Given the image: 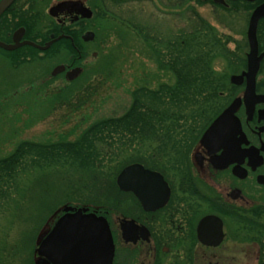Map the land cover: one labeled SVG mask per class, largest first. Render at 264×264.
<instances>
[{
	"label": "flooded vegetation",
	"instance_id": "flooded-vegetation-1",
	"mask_svg": "<svg viewBox=\"0 0 264 264\" xmlns=\"http://www.w3.org/2000/svg\"><path fill=\"white\" fill-rule=\"evenodd\" d=\"M223 1L229 5L230 0ZM42 2L44 0H14L0 17V31L4 32L6 19L30 12L32 7L38 10L41 17L31 27L35 41L27 37L30 28L25 26L6 31V37L0 40L12 43L13 33L19 28L24 29L22 40L39 45L48 42L52 35H64L59 40L69 41L71 47L64 48L68 58L51 67L48 75L44 73L37 81L30 78L28 83L44 85L58 76L73 82L83 71V43L86 42L82 36L90 31L83 26L90 20L71 9L84 3L82 0H49V6L52 3L65 5V10L53 17ZM263 2L239 0L242 10L248 11L247 25L252 11ZM87 6L94 16L92 7L88 3ZM42 19L48 21L45 29L41 27ZM263 26L264 18L257 26L258 53L264 54ZM42 34H46V40ZM247 43L240 48L244 64L240 55L237 71L228 75V86L218 92V99L212 103L214 110L195 117L199 124H194L195 118L190 117V127L144 128L142 140L137 143L138 159L129 160L126 155L120 158L114 154L109 158L106 204L83 205L88 208L87 213L104 217L108 223L113 243L109 264H264V98L244 99L245 78L238 85L230 82L232 75L246 72ZM51 46L46 50L20 46L14 51L20 50L26 56L19 58L13 54L10 63L35 56H30L28 48L44 53ZM263 60L255 82V94L262 96ZM58 67L60 71L54 72ZM224 67L220 64L216 70ZM75 68L79 69L78 75L68 79L67 74ZM235 101L238 105L232 117L212 127ZM132 164H139L142 170L126 176L123 185L128 186L130 179H137L140 197L118 183L121 171Z\"/></svg>",
	"mask_w": 264,
	"mask_h": 264
},
{
	"label": "trees",
	"instance_id": "trees-1",
	"mask_svg": "<svg viewBox=\"0 0 264 264\" xmlns=\"http://www.w3.org/2000/svg\"><path fill=\"white\" fill-rule=\"evenodd\" d=\"M154 1H86L94 11L90 20L100 17L111 18L115 24L120 22L140 45L135 49L139 56L152 61L155 69L145 68L143 62L139 68L132 65L135 68L131 80L133 87L127 88L130 101L122 114L92 122L74 141H20L7 155L0 157V211L6 213V207L11 206L7 203L11 193H22L20 184L26 181V184H29L33 178H29L32 173H36L37 177L40 172L46 169L55 170L57 166L62 170L70 166L74 170H82L96 178L98 184L107 185L109 158L114 154L120 158L127 156L129 160L138 159L140 150L137 143L142 140L144 128L156 125L190 127V117H201L207 111L214 110L212 103L218 99V92L228 86V75L237 71L236 65L241 61L240 55L229 50V39L219 35L197 12L193 3L200 4V0ZM149 5H153V10L147 12L146 7ZM117 7L119 10H116ZM222 7L227 11L243 9L239 0H230L227 7ZM161 14L173 15V26L166 27L161 22L158 23L157 18L162 16ZM40 17L38 10L33 7L30 12L14 14L11 19L5 20L4 32L0 31V39L5 38L7 32L18 26L29 27L30 33L27 37L33 39L34 32L31 27L36 25ZM45 35L44 40L47 39ZM58 44H62L63 48L71 47L69 41L63 39L54 43L51 48ZM28 49L30 56H33L36 50ZM19 51L5 53L17 54L19 58L26 56ZM126 61L103 73L94 74L89 68L87 71L83 70L86 75L88 70L90 71L89 76L85 78L96 76L97 82L101 83L96 82V85L112 83L119 86L123 78L122 65ZM218 63L224 64L225 67L216 70L215 65ZM90 88L91 85H87L78 93L93 94L95 87L91 88L92 90ZM73 96L70 93L57 95L50 101L52 105H65L75 98ZM196 121L195 118L194 124H199ZM106 166L108 170L104 175L103 169ZM28 175L30 176L26 177ZM25 254L24 246L16 252H10L7 243L0 241V264H9V257L14 259V256ZM27 257L29 258V255ZM19 262L23 263V259Z\"/></svg>",
	"mask_w": 264,
	"mask_h": 264
},
{
	"label": "rangeland",
	"instance_id": "rangeland-1",
	"mask_svg": "<svg viewBox=\"0 0 264 264\" xmlns=\"http://www.w3.org/2000/svg\"><path fill=\"white\" fill-rule=\"evenodd\" d=\"M48 2L49 0L42 2L46 9L53 4L49 6ZM193 4L197 12L217 30L219 35L229 39L228 49L241 55L244 64V55L240 53V48L246 46L244 33L248 11L246 13L242 9L227 11L222 6L214 5L210 0ZM152 6L146 7L147 12L153 10ZM174 18L171 14H164L158 16L157 21L163 26L171 27ZM40 21L41 24L44 21L41 27L45 29L48 21L46 19ZM83 27L94 33L92 41L83 43L85 54L82 60L83 70L87 71L89 68L94 74L103 73L127 60L122 65L121 84L96 85L98 81L96 76L85 78L89 76V70L87 75L84 74L86 71H83L73 82H66L63 77L58 76L56 80L46 81L44 85H37L36 82L31 84L28 83L30 78L37 81L36 79L42 77L44 73L48 75L51 67L68 58L66 49L61 47L62 44L55 45L44 53L36 51L35 56L24 58L18 63L13 61V64L10 63L11 54L0 50V157L7 155L20 141L37 143L74 141L92 122L122 114L130 101L127 88L133 87L131 80L135 68L132 65L139 68L143 62L145 68L155 69L152 61L139 56L135 49L140 45L120 22L115 24L111 18L99 17L86 21ZM33 35L35 36V33ZM216 66L219 67L220 64ZM261 75H264V66ZM87 85L95 87L93 94L78 93ZM69 93L73 94V97L78 95L65 105L51 104L50 100L57 95ZM103 170L106 175L108 167ZM35 175L36 173H32L31 176H26H30V179L33 177L29 184H26L27 181L20 184L22 193H11L7 202L11 208L5 206L6 213L0 211V241L7 243L10 252H16L22 246L26 249L23 256H14V259L9 257V264H35L38 257L35 251L41 234L53 226L62 213L61 208L107 202L108 183L102 186L98 184L96 178L82 170H74L71 166L62 170L57 166L55 170L46 169L37 177ZM28 251H31L30 254H27ZM20 259H23V263L19 262Z\"/></svg>",
	"mask_w": 264,
	"mask_h": 264
},
{
	"label": "water",
	"instance_id": "water-1",
	"mask_svg": "<svg viewBox=\"0 0 264 264\" xmlns=\"http://www.w3.org/2000/svg\"><path fill=\"white\" fill-rule=\"evenodd\" d=\"M14 0H0V16L13 3ZM204 1V0H202ZM222 2V0H214ZM65 10L64 4L51 5L48 14L57 16ZM82 18L89 19L92 17V11L84 4L72 8ZM264 17V2L257 6L252 12L248 27L247 41L249 51L247 53V68L244 75H232L230 82L238 85L242 83L243 78L246 80V88L244 91V99L254 98L256 100L263 99L264 96L255 94V79L259 69L260 62L264 56L263 53L258 55V43L256 38V30L258 21ZM24 29H17L12 36V43L0 41V48L11 51L24 45L34 47L39 50L48 49L55 41L64 38V35L50 37V40L44 45L36 44L32 41L22 40ZM82 39L86 42L94 39V33L87 31L83 34ZM61 67L55 69L54 72L60 71ZM79 69L75 68L67 74V78L71 79L77 76ZM238 105V101L221 115L212 125L218 127L225 119L232 117V113ZM142 167L139 164H132L125 167L119 177L118 183L121 188L131 190L138 197L139 186L138 180H129V185H123V180L131 173L139 174ZM138 178V177H137ZM88 208L83 206L78 209L72 206L61 208L63 214L55 221L54 225L48 229L46 233L41 234V239L37 248L35 264H94V262L110 263L113 256V243L108 223L104 217L96 216L93 212L87 213ZM126 225V224H125ZM125 231V227L122 226Z\"/></svg>",
	"mask_w": 264,
	"mask_h": 264
}]
</instances>
